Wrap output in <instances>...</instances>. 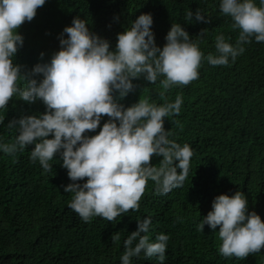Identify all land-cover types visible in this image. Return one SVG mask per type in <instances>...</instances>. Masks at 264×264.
I'll return each instance as SVG.
<instances>
[{"label":"trees","instance_id":"16d2710c","mask_svg":"<svg viewBox=\"0 0 264 264\" xmlns=\"http://www.w3.org/2000/svg\"><path fill=\"white\" fill-rule=\"evenodd\" d=\"M197 9L208 23L185 20L187 11ZM142 13L152 14L151 27L161 47L172 23H180L199 40L205 56L215 53L217 34L223 33L233 44L238 37L231 18L219 11V0H46L34 19L20 27L24 44L14 62L31 68L50 60L60 48L59 34L77 16L114 48L117 34ZM203 30V38L197 37ZM198 71V79L168 90L160 84L163 77L155 84L136 79L135 91L120 101L130 106L147 98L161 105L180 95L181 111L165 117L164 127L169 139L189 144L193 156L182 187L160 195L149 180L139 210H129L114 221L94 217L86 223L68 207L72 194L62 186L71 181L59 156L45 172L29 158L33 146L12 154L0 152V264H121L124 240L136 230V220L144 217H151V240L160 233L170 237L164 264H264V248L244 259L225 258L218 252L219 226L217 232L207 225L198 228L215 196L236 191L246 195L249 211L264 220V43L253 40L245 45V52L228 66L202 61ZM44 111L42 102L28 105L13 97L0 110L4 117L0 139L14 141L17 131L7 127L10 120ZM107 119L104 116L100 127L87 134H97ZM161 159L154 155L151 163L158 167ZM115 232L121 236L117 243L111 240ZM133 264L159 261L141 256L133 258Z\"/></svg>","mask_w":264,"mask_h":264},{"label":"clouds","instance_id":"9594fccd","mask_svg":"<svg viewBox=\"0 0 264 264\" xmlns=\"http://www.w3.org/2000/svg\"><path fill=\"white\" fill-rule=\"evenodd\" d=\"M45 2L0 0V110H5L13 97L28 105L42 102L45 106L42 113L21 114L8 122L7 127L15 128L17 135L10 143L0 139V152L12 154L33 146L29 158L45 172L53 167L50 161L59 156L71 181L62 186L72 194L68 207L86 223L94 217L114 221L129 210L138 211L149 180L160 195L182 187L193 151L189 144L169 139L170 132L164 127L165 117L180 113L182 97L177 95L174 102L161 105L147 98L130 106L120 101L135 91L136 79L155 84L163 77L160 84L164 90L188 85L199 78L202 61L228 66L245 52V45L253 40L264 43V0L258 4L257 0H219V11L231 18L238 37L233 44L223 33L217 34L215 53L206 56L199 40L180 23H172L166 43L158 46L151 13L140 14L118 33L114 48L77 16L59 34L60 48L50 60L26 68L14 62L24 44L19 29L34 19ZM185 20L209 22L200 9L187 11ZM204 35L203 30L197 37ZM44 55L40 53L41 58ZM104 116L108 119L100 131L88 135L100 127ZM154 155L162 157L158 167L151 163ZM202 217L200 230L207 225L217 232L219 226L221 256L244 259L264 248V220L249 211L243 192L215 196L211 210ZM136 223V230L124 240L121 264H133V258L141 256L155 257L164 264L169 235L160 233L153 241L148 235L151 217ZM120 239L119 232L112 233L113 243Z\"/></svg>","mask_w":264,"mask_h":264}]
</instances>
